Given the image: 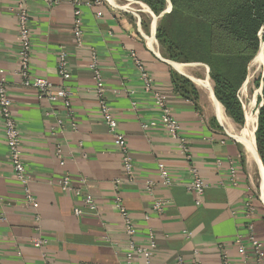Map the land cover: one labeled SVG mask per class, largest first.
<instances>
[{"label":"crops","instance_id":"obj_1","mask_svg":"<svg viewBox=\"0 0 264 264\" xmlns=\"http://www.w3.org/2000/svg\"><path fill=\"white\" fill-rule=\"evenodd\" d=\"M57 1L50 7L43 0L27 4L31 73L69 92L71 117L59 102L39 99L34 89L19 84L15 75L17 25L10 11L15 0H0V78L5 79L10 91L12 114L21 131L30 176L29 190L36 203L26 204L13 176L0 120L3 264H43L40 250L31 246L36 237L47 241L43 250L54 264H125L126 238L111 205L115 180L121 181L120 197L132 217L138 241L145 245L148 232L154 234L152 264H178V258L182 264H222L218 245L226 249L229 264H244L233 240L246 233L247 222L253 223L256 237L264 245L260 174L237 139L246 122L243 127L237 125L216 100L208 67L163 56L154 38L155 27L148 37L138 17L124 10L129 5L126 0H79L84 49H78L71 33L74 0ZM92 49L98 57L108 104L130 149L134 183L126 182L121 155L97 113L94 81L87 67ZM61 51L67 55L70 74L65 82L56 73ZM132 53L150 75L151 92L144 89ZM175 76L188 80L196 96L179 89L174 84ZM154 92L165 97L173 118L181 125L192 161L186 160L178 143L163 129ZM50 112L56 114L46 116ZM57 119L64 123V131L56 128ZM145 125L147 129H143ZM51 127L55 135L50 133ZM58 147L61 159L56 154ZM158 164L169 171L172 186L159 184ZM190 165L208 184L199 207L195 205L196 196L186 188L191 181ZM231 166L236 171L235 186L229 184ZM65 175L93 197L96 211H88L79 197L60 190L58 181ZM146 180L155 181V198L169 200L161 215L150 210L152 198L144 189ZM248 200L255 208L250 220L245 216ZM75 208L82 210L81 217L74 215ZM194 251H198L197 256ZM131 264L144 263L134 256Z\"/></svg>","mask_w":264,"mask_h":264},{"label":"built area","instance_id":"obj_2","mask_svg":"<svg viewBox=\"0 0 264 264\" xmlns=\"http://www.w3.org/2000/svg\"><path fill=\"white\" fill-rule=\"evenodd\" d=\"M31 0H15L14 7L10 10L15 19L17 25V70L15 75L19 79V84L23 88H32L36 91L39 99L46 100L50 103H60L62 107L67 111L69 117H71L70 110V94L64 87H54V85L46 78L36 77L31 73L32 58H31V36L28 27V10L27 4ZM47 6L57 4V0H43ZM73 5V18L71 23V33L73 41L78 49H84L83 30L81 27V2L74 0ZM131 58L140 71V77L144 89L146 92H151V78L146 72L142 62L137 56L132 53ZM88 70L92 74L94 81L93 95L97 103V113L106 127L108 133L112 136L114 145L121 155V168L126 182L134 183L136 176L134 172L133 160L130 154V149L127 144L126 137L120 132L118 127V121L108 104L107 92L101 76L98 57L96 52L92 49L89 50V64ZM56 73L58 77L63 81H67L70 78L67 55L61 51L57 57ZM3 75V72H0ZM154 104L160 111V121L166 134L178 143V147L183 153L188 162L191 160V154L185 139L181 135V125L176 121L171 113V110L167 106L165 97L161 94L154 92ZM56 113H46V116H51ZM0 120L4 132L5 144L7 148L9 163L11 165L13 176L18 183L24 195L25 202L28 206H35L36 203L29 190L30 176L27 172V168L24 161L23 147H22V135L21 131L12 114V101L10 97V91L6 85V81L3 77L0 78ZM55 126L59 131H64L66 128L64 123L57 119ZM73 130H76V125L71 123ZM55 128V129H56ZM143 129H147V126H143ZM50 133L55 135L54 127L50 128ZM56 154L61 159V150H56ZM63 164V161H61ZM159 170V184L165 187L173 185L172 177L166 167L162 164H158ZM191 181L187 185V190L196 196L195 205L201 206L202 198L205 194L208 184L204 177L198 172V170L190 165ZM236 171L230 167V180L229 184L236 185ZM155 181L146 180L144 183V189L146 193L152 198L150 210L152 213L161 215L165 212L166 207L169 205V200L155 198L154 188L156 187ZM60 190L64 193H72L74 196L80 198L82 207L90 212L97 210V203L93 197L89 194L82 192L81 188L75 185L74 180L65 175L58 181ZM112 209L115 211L120 220L122 232L126 240L127 254L124 258L125 264H131L134 256L140 257L144 264H152L154 251L156 250V240L153 232L149 231L146 237L147 241L145 245L141 244L137 239V230L132 221V217L127 209L124 207L122 199L120 197L121 181L115 180L112 183ZM252 201L248 200L244 205L246 207L245 216L250 220L255 215V208L252 206ZM73 213L76 217H81L83 212L80 208H75ZM148 220V217H145ZM246 233L244 235H237L233 240V245L236 248L238 254L243 257L244 264H264V245L259 241L254 232V225L251 221L245 225ZM47 244V241L36 237L31 241V246L37 250H40L41 261L43 264H54L53 260L43 250ZM217 250L220 253L222 264H229L228 253L224 246L218 245ZM195 256L198 255V251H194ZM178 264H182V259L178 258ZM0 264H3L1 251H0Z\"/></svg>","mask_w":264,"mask_h":264},{"label":"trees","instance_id":"obj_3","mask_svg":"<svg viewBox=\"0 0 264 264\" xmlns=\"http://www.w3.org/2000/svg\"><path fill=\"white\" fill-rule=\"evenodd\" d=\"M157 16L168 0H137ZM171 10L163 14L156 37L164 39L169 60L205 64L213 94L227 115L243 124L237 92L246 81L249 64L260 51L259 32L264 26V0H169ZM264 55V46H263ZM260 80V79H259ZM261 107L258 109L255 145L264 167V76L260 83ZM174 84L194 96L192 84L175 76ZM264 222V216L261 218Z\"/></svg>","mask_w":264,"mask_h":264},{"label":"rangeland","instance_id":"obj_4","mask_svg":"<svg viewBox=\"0 0 264 264\" xmlns=\"http://www.w3.org/2000/svg\"><path fill=\"white\" fill-rule=\"evenodd\" d=\"M126 2L129 5H126V8L124 10L138 17V21L141 23V28L148 37L150 36V29L152 30V28L155 27L154 38L157 43L158 50L160 53L163 54V56L167 58L166 53H173V52H171L170 50L167 51V49L165 48L164 39L162 38L160 39L156 37V31H157L159 22L161 21V17L163 16V14L159 16L153 14L151 10L148 8V6H146L144 3L139 2L137 0H126ZM167 3L168 4H167L166 9L171 7L169 0L167 1ZM259 39L261 41V45H260V48H261L262 44H264V26L261 28L259 32ZM257 55L255 56V58L257 57ZM255 58L249 64L246 84L238 90L237 95H236L237 99L239 97L238 101L240 103V106L243 112V119H244L243 124L241 125L237 124L241 127L244 126L245 122L247 124V121H245L246 114H249L252 118H254V128L257 127L256 116H257V111L259 109V106L261 104L259 102V98H261V93H260V87L258 85H255V81L258 80L259 81L258 84H261L260 80L264 74V64L263 62L261 64L260 62L255 61ZM178 63H182V62H178ZM182 64H202V63H198V62H195L194 60H191L188 62H184ZM202 65H205V64H202ZM254 140H255V134H254ZM254 146H255V141H254ZM255 149L257 153V148ZM257 156L264 170L263 164L261 162V159L258 153H257ZM258 178H259L258 180H260V183H261V179L259 175H258ZM257 184H259V181ZM260 191H261V199L264 202V190L262 191L260 189ZM257 195L260 196V192L259 193L257 192ZM263 209H264V206H263Z\"/></svg>","mask_w":264,"mask_h":264},{"label":"bare ground","instance_id":"obj_5","mask_svg":"<svg viewBox=\"0 0 264 264\" xmlns=\"http://www.w3.org/2000/svg\"><path fill=\"white\" fill-rule=\"evenodd\" d=\"M255 61L260 62L262 64L263 62V55L262 50L258 52L257 57L255 58ZM256 62V63H257ZM246 127L244 130H242L241 136H237V139L245 146L246 150L249 153L250 158L253 159L255 162L261 179V190H264V170L262 168V165L260 163V160L257 156L256 149L254 146V118H252L249 114H246Z\"/></svg>","mask_w":264,"mask_h":264},{"label":"water","instance_id":"obj_6","mask_svg":"<svg viewBox=\"0 0 264 264\" xmlns=\"http://www.w3.org/2000/svg\"><path fill=\"white\" fill-rule=\"evenodd\" d=\"M263 46H264V44H262V46H261V50H262V55H263ZM263 64H264V55H263ZM263 76H264V74H263ZM261 90H262V85H261V87H260V93H261ZM259 107H261V104H260V106ZM257 115H258V111H257ZM256 121H257V116H256ZM255 130H256V128H255Z\"/></svg>","mask_w":264,"mask_h":264}]
</instances>
